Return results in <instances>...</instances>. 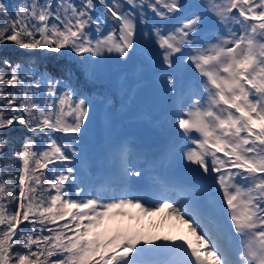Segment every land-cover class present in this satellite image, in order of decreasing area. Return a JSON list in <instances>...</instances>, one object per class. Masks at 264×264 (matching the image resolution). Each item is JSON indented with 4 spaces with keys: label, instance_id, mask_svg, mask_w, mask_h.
<instances>
[{
    "label": "snow or ice",
    "instance_id": "1",
    "mask_svg": "<svg viewBox=\"0 0 264 264\" xmlns=\"http://www.w3.org/2000/svg\"><path fill=\"white\" fill-rule=\"evenodd\" d=\"M9 7L0 0V264H264V0ZM109 61H139L170 96L158 156L121 140L100 161L84 155L89 86ZM158 163L190 179L146 191ZM162 213L167 232L151 219Z\"/></svg>",
    "mask_w": 264,
    "mask_h": 264
},
{
    "label": "trees",
    "instance_id": "2",
    "mask_svg": "<svg viewBox=\"0 0 264 264\" xmlns=\"http://www.w3.org/2000/svg\"><path fill=\"white\" fill-rule=\"evenodd\" d=\"M41 53V52H39ZM8 54L11 56L12 59H26L28 56L26 55L27 52L24 51V50H20V49H17L15 48L14 45L12 44H9V48H8ZM41 54H44V53H41ZM36 62H38L37 59H35ZM39 63V62H38ZM19 147V145H17V148Z\"/></svg>",
    "mask_w": 264,
    "mask_h": 264
},
{
    "label": "bare ground",
    "instance_id": "3",
    "mask_svg": "<svg viewBox=\"0 0 264 264\" xmlns=\"http://www.w3.org/2000/svg\"><path fill=\"white\" fill-rule=\"evenodd\" d=\"M166 112L168 113L169 112V110L168 109H166ZM172 132H173V130H171L170 132H169V134H170V136H172ZM106 141L108 142V144H112V142H113V139L112 138H110V137H107L106 138Z\"/></svg>",
    "mask_w": 264,
    "mask_h": 264
},
{
    "label": "rangeland",
    "instance_id": "4",
    "mask_svg": "<svg viewBox=\"0 0 264 264\" xmlns=\"http://www.w3.org/2000/svg\"><path fill=\"white\" fill-rule=\"evenodd\" d=\"M93 110H94L95 112H97V108H94ZM155 222H157V223H172L171 221H167V222H165L164 219H162V220H160V221H155ZM167 227H169V226L167 225V226H165L164 228H167Z\"/></svg>",
    "mask_w": 264,
    "mask_h": 264
}]
</instances>
